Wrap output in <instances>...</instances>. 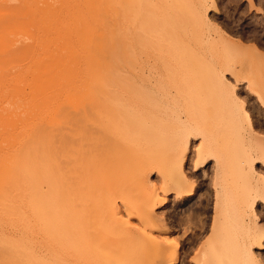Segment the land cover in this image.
Here are the masks:
<instances>
[{
  "label": "rangeland",
  "instance_id": "374dc122",
  "mask_svg": "<svg viewBox=\"0 0 264 264\" xmlns=\"http://www.w3.org/2000/svg\"><path fill=\"white\" fill-rule=\"evenodd\" d=\"M118 1V4L123 2ZM117 3L115 0H0V47L12 49L10 51L12 54L17 48L22 47L27 49L47 45L58 46L62 43L64 32L82 30L84 19L115 14L117 11L118 14H122L125 9L126 14L135 16L139 21L137 27L135 26L136 29L145 25L142 21L145 17H147L145 20H148L146 23L150 22L155 27L158 23H164L161 25L164 26V30L176 26L175 29H171L173 32L168 33L170 38L168 35L165 38L166 44H169L167 47L171 45V48H178L181 43L179 40L188 39L187 37L193 40L194 36L192 42L199 52L193 56L184 54L183 59L180 57L176 61L172 57L168 58L167 61L174 60L171 66H176L169 70L167 80L163 76L165 73L163 68L162 71L160 68H158L160 71L157 69L163 74H161L163 77L161 83L157 81L156 74H153L155 77L149 78V81L152 79L150 81L152 84L153 79L160 85L164 83L161 87H165V90L161 88L162 90L159 91L158 84L155 83V87L150 85L151 83L143 84L146 90L149 89L145 95L148 93L149 95L144 98L145 102L138 100L143 109L146 107L147 110L150 107L152 113L153 109L157 108L156 105L160 106L158 109L162 111L157 112L162 114L164 123H169L165 127L173 131L171 132L174 137L178 134L181 144L178 143L179 151L176 148L178 152L176 150L175 152L180 155L182 165L174 171V181L179 179L177 177L183 170L190 182V185L183 187V191L187 194L192 191V195L179 197L176 186H172L174 189L167 194V182L163 173V166L166 163L163 154L167 147L166 141L163 140L164 136L162 139L161 136L159 139L156 138L154 144H148L139 150L132 148L131 184L135 182L137 169L141 168L142 188L131 185V192L128 195L127 192L115 193L111 190L97 194L92 192L93 194L87 193L82 200L71 195L72 200L66 204L65 211L85 216L74 226L70 225L64 228L62 233L59 232L61 237L52 236L54 238L52 246L48 243L53 247L51 251L54 249L57 252L53 253L57 262H53L52 258L51 262L56 264H264V249L258 247L255 238L260 228H264V218H262L264 201L257 197L264 189L262 186L264 109L250 91L252 88L264 94V87L261 85L264 82V67L260 59L247 62L239 59L238 53L230 60L225 44V39L236 42L240 40L247 47L255 46L264 55V0H131L129 3L131 9L126 6L123 10L121 5L124 7L125 4L121 3L119 6ZM115 8L118 9L114 10ZM141 21L143 24H140ZM145 27L144 31L148 28L151 30L153 26ZM138 29L137 31H142ZM179 30H184L187 33L184 36H189L180 38V35H177L180 34ZM167 32L165 31L166 34ZM158 33L160 36L161 33L159 31ZM176 36L179 37L177 40L179 44L175 40ZM153 46H149L151 50L145 46V49L141 48L143 46L140 47V50L148 52H146L148 59L151 58L150 53L154 52ZM16 55L17 53L12 57ZM164 56L160 59L163 60ZM153 58L155 56H152L151 60L155 62L156 59V63L159 62L157 60L159 57ZM151 60L148 62L152 63ZM163 62L161 61L162 64ZM156 63L154 64L158 65ZM165 63L167 65V62ZM162 64L160 65L159 62L160 67L163 66ZM180 64L181 66H178ZM212 66L216 69L217 76L210 74ZM166 68L172 67L169 65ZM189 68L192 73L197 69L199 72L191 76L189 72L186 73ZM41 80L40 83L45 82ZM234 88L237 92L238 104L245 102L248 107L252 125L244 119L240 107L239 109L231 107L229 98ZM87 125V132L97 133L94 126ZM204 160L206 163L202 167L200 164ZM129 195H131V215L128 214L124 201V197ZM109 198L113 200V204H109ZM108 206L114 207L113 210L121 218L118 220L126 223L128 221L129 226L127 224L126 226L131 228V242L127 243L128 247L131 246L130 256L122 255L119 249L121 242L118 241L122 239L121 234L108 232L101 220ZM77 235L83 238L82 252H78L77 246L74 247L73 240L78 239ZM177 242L178 257L175 258L172 247L177 245ZM44 249L45 252L48 250ZM45 252L42 247V253ZM49 253L46 254L51 256L52 253Z\"/></svg>",
  "mask_w": 264,
  "mask_h": 264
},
{
  "label": "bare ground",
  "instance_id": "6f19581e",
  "mask_svg": "<svg viewBox=\"0 0 264 264\" xmlns=\"http://www.w3.org/2000/svg\"><path fill=\"white\" fill-rule=\"evenodd\" d=\"M115 1L117 3V0ZM122 1L118 2L125 4L124 7L121 3H117L121 5L122 10L126 6L131 7L129 4L131 0ZM123 12L118 14L117 11L115 14L84 19L82 30L64 32L62 43L58 46L17 48L15 57H12L15 53L12 52V55L10 52L12 49L0 47V264H56L53 262L56 261L54 255L57 252L54 249L51 251L52 239L57 235L58 238L61 237L64 228L74 226L85 216L65 211L66 204L72 200L71 195L82 200L87 193L97 194L111 190L115 193L127 192L128 195L131 192V185L142 188L141 168L135 173L134 185L131 184V150L152 145L160 136L161 139L164 136L163 140L167 145L163 154L167 160L163 166L167 194L174 189L172 186H176L179 197L187 194L183 191V187L190 185V182L184 171L181 170L176 182L173 176L174 171L182 165L180 155L175 152L181 144L178 134L174 137L173 131L165 127L169 123H164L165 120L160 114L161 109H158L160 106L154 104L157 110L153 109L152 113L150 107L145 110L146 107L143 109L139 104L149 95V93L145 95L149 89L146 90L143 84L151 83L152 79L149 81V78L155 77L153 74L158 76H156L157 81L162 82V72L159 73L158 68L168 69L164 72H167L166 75L170 74L169 70L176 66H171L174 60L180 57L183 59L184 54L193 56L199 52L192 42L194 36L191 40L192 38L187 37L189 35H185L188 39L181 41L178 38L182 36L185 38L184 34L187 33L179 30L180 34L177 35L180 36L178 38L176 36L177 39L173 38L176 42L179 40L180 45L175 48L176 50L171 48V45L169 48L165 38L167 35L170 38L168 33L173 32L171 29L176 26L169 29V32L161 26L164 23H158L155 27L150 22L147 24L148 20H145L147 18L145 17L142 20L145 23L142 25L143 28L146 29V25L147 28L151 25L152 29L148 28L149 31L145 30V32L142 26L138 25L142 31L138 28L137 31L136 24H139V21L135 16L126 14V9ZM142 21L140 24H143ZM157 30L161 33L160 36ZM165 31H168L167 34ZM161 36L164 38L162 39ZM225 44L229 51V59H234L233 56L238 53L239 59L247 62L260 59L264 67V55L255 46L247 47L240 40L236 42L229 39H225ZM144 46L150 50L149 46L154 47L150 59L146 54L147 51L140 50V47L145 49ZM177 50L180 52L176 53ZM163 55L165 58L161 60ZM152 56L159 57L157 60L160 65L161 61H164L165 65L162 64L163 66L160 67L155 58H153L155 62L151 60ZM171 57L174 60L167 61ZM147 59L158 65L148 62ZM168 64L172 68H166ZM210 68L212 69L210 74L217 76L216 69L213 66ZM197 70L195 72H199ZM188 72L191 76L195 74L190 68L186 73ZM165 73L162 75L167 80L169 75L165 76ZM41 79L45 82L40 83ZM153 82L155 83L154 79ZM154 83L150 85L153 86ZM155 84H158L159 91L165 88L161 87L164 83ZM261 85L264 87V82ZM250 91L264 109V94L252 88ZM236 93L235 88L232 89L229 98L231 107L238 109L240 107L244 119L252 125L248 107L245 102L238 104ZM87 124L94 126L97 133L87 132ZM205 163L206 160L200 165L204 167ZM262 182L264 186V179ZM263 190L257 196L261 201H264ZM187 195L191 196L192 191ZM110 201L109 204H113V200ZM124 201L127 212L131 215V195L124 197ZM110 208L103 213L101 220L108 232L121 234L122 239L118 241L121 242L119 249L122 255L128 256L131 254V246H127L129 245L127 243L131 242V228L128 227V221L126 223L118 220L114 207ZM144 214L147 216L146 213ZM258 232L254 237L258 242L256 244L262 250L264 228L261 227ZM73 241L78 252H82L83 238L78 236V239ZM178 242L176 246L170 245L174 247L172 253L175 258L178 257ZM42 247L44 252V248L48 250L42 253ZM46 253L52 254L49 256Z\"/></svg>",
  "mask_w": 264,
  "mask_h": 264
}]
</instances>
